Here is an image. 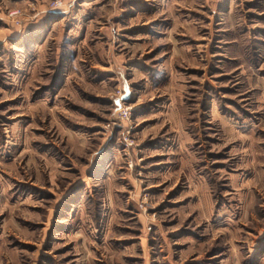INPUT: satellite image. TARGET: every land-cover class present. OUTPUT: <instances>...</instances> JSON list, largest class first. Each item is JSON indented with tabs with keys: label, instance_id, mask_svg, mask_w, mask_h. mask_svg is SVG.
Listing matches in <instances>:
<instances>
[{
	"label": "rangeland",
	"instance_id": "rangeland-1",
	"mask_svg": "<svg viewBox=\"0 0 264 264\" xmlns=\"http://www.w3.org/2000/svg\"><path fill=\"white\" fill-rule=\"evenodd\" d=\"M0 264H264V0H0Z\"/></svg>",
	"mask_w": 264,
	"mask_h": 264
}]
</instances>
